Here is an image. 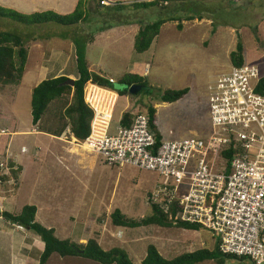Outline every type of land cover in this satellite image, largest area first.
<instances>
[{
  "label": "rangeland",
  "instance_id": "1",
  "mask_svg": "<svg viewBox=\"0 0 264 264\" xmlns=\"http://www.w3.org/2000/svg\"><path fill=\"white\" fill-rule=\"evenodd\" d=\"M74 1L76 0H62L57 4V0H0V3L23 11L55 7L57 11L66 13L75 5ZM136 1L144 0H111V3L130 4ZM246 1H187L185 4L191 7V11L196 12L203 6L211 8L206 10L207 16L203 19L185 20L187 9L183 11L185 14L178 9L167 11V14H175L181 18L164 23L150 48L143 53L135 51L128 36L117 32L98 38L96 43L90 46L88 54L93 73L97 72L96 64L109 67L110 74L116 75L117 71L133 72L129 67L132 68V62L137 55L147 57L149 61L148 90L151 94L128 93L120 96L114 111V120L118 121L120 115L126 111L134 114L146 112L147 106L154 104L157 110L156 125L162 130L165 140L204 137L210 134L212 128L209 87L220 74L230 72L235 66L230 60V52L235 50L238 39H241L244 46V63L255 65L260 75L264 76V0H251L249 4ZM84 2L86 19L72 28L82 35L96 36L100 28L114 23L115 19L121 17L133 22L141 18L145 23H149L165 15L159 8L134 10L133 6L108 15L95 11V0ZM47 26L55 29L58 33L56 36H60L62 29H71L70 26L56 23H49ZM5 27L26 31L32 26L17 24L0 16V29ZM255 27L258 36L253 32ZM44 28L33 26L32 36H38L37 33L44 34ZM130 33L133 34L134 31ZM72 43L71 40L55 37L39 38L28 43V59L21 81L15 84H0V126L9 130L17 128L22 131H36L32 123L31 96L38 81L48 78L42 77V63L47 58L50 61V58L58 57L59 62L55 65L57 68L51 73L64 66L67 69L65 73L77 74ZM63 56L66 61L61 60ZM52 64L46 62L45 67L51 68ZM67 77L74 79L70 75ZM124 88V85L116 81L115 89ZM168 88H188V92L176 102H164L159 98ZM67 98L71 100V96ZM61 105L60 100L51 104L38 130L50 133L49 130L56 121L55 113ZM6 134L0 136V161L8 158L5 148L11 133ZM26 134L12 137L10 145L14 150L13 159L24 167V172L18 192L16 186L0 185V200H4V206L0 205V212L7 210L19 213L25 205H52L53 213L41 211L36 221L54 228L57 237L77 243H85L89 238H95L104 249H124L135 263H139L146 256L149 244L155 245L167 259L199 248L212 249L218 244V237L212 236L211 232L202 227L194 230L155 224L137 227L115 226L111 214L116 209L132 219L151 215L152 205L148 202V193L166 181L165 177L155 171L130 165L110 167L96 154L82 150L80 152H83V157L93 162V166L84 162V167L77 168V180L71 172L61 168L49 172L42 171L45 166L43 167L40 158L29 155L28 152L21 153V146L29 145L31 140L36 139L38 147H41L42 157L46 150L42 147L51 144L52 139L45 133ZM4 225L5 222L1 223V228L4 229ZM9 226L17 230L21 237V245L15 247L12 263L39 264L43 250L41 239L27 228ZM119 231H122L121 234ZM23 239L25 241H22ZM1 254L0 264H5V255L3 252ZM54 256L52 264H62L58 255ZM197 264L217 263L207 260Z\"/></svg>",
  "mask_w": 264,
  "mask_h": 264
},
{
  "label": "built area",
  "instance_id": "2",
  "mask_svg": "<svg viewBox=\"0 0 264 264\" xmlns=\"http://www.w3.org/2000/svg\"><path fill=\"white\" fill-rule=\"evenodd\" d=\"M107 5V0H101ZM258 67L243 64L220 74L209 87L212 132L158 141L146 112L125 127L114 120L118 93L88 84L91 128L74 144L111 167L155 171L166 181L148 202L169 211L174 223L205 228L218 237L225 264H264V91ZM17 169L16 166L13 167ZM8 161L0 171L10 174ZM11 183L14 180H10Z\"/></svg>",
  "mask_w": 264,
  "mask_h": 264
},
{
  "label": "trees",
  "instance_id": "3",
  "mask_svg": "<svg viewBox=\"0 0 264 264\" xmlns=\"http://www.w3.org/2000/svg\"><path fill=\"white\" fill-rule=\"evenodd\" d=\"M85 0H77L74 8L67 12L61 13L53 8H47L42 10L23 11L15 7L7 6L0 3V16L8 18L17 24L25 26H38L45 27L44 34L37 33L38 36H32L31 28L26 31H19L18 29L5 27L0 29V84H15L21 81L24 73L25 66L28 59V43L35 41L39 38L50 39L52 37H59L62 39H71L75 47V59L77 65V78L74 81V85L65 84L68 79L66 75H59L52 78H46L38 83L32 90L31 96V115L32 123L39 127L42 124L44 114L51 104L56 101H62L61 107L55 113L56 121L52 124L50 133L57 136L61 135L67 128H70L74 137L79 140L85 139L90 132V122L92 119V110L85 103L84 89L88 82L98 83L102 86H109L115 89L116 81L122 85H125L124 89H118L119 96L127 95L129 93L128 87L136 85L140 87V91L135 95L151 94L148 90V78L146 75L138 73L127 72L121 75L115 83L109 81L104 75L93 73L89 67V63L86 57L87 45L94 41V34L82 35L77 33L72 28L78 25L80 22L86 19L85 15ZM101 0H95V11H99L105 14L116 12V10H122L133 6L134 10L159 8L163 14L153 22L145 23L141 18L134 20L140 24L139 31L134 39V49L138 53L147 51L152 45L155 38L159 35L161 26L168 22L178 20L179 16L175 14H167V11L183 12L186 9L188 13L185 20L203 19L207 16L206 10L210 7H199V10L191 11V7H188L187 1L193 0H144L136 1L130 4H124L121 2L110 3L107 6L100 4ZM197 2V0H195ZM202 3H206V0H198ZM233 1V0H229ZM238 2V0H234ZM251 0H247L249 4ZM245 3V4H246ZM190 10H189V9ZM108 15L106 17H108ZM114 23H110L98 30L102 31L109 29L115 25L120 24H132L131 19L117 18ZM49 23H56L62 26H70L71 29L60 30L59 35L53 28H49ZM179 27H182L178 24ZM254 34H257V27L253 29ZM259 39V38H258ZM230 60L232 65L240 66L244 64V46L241 39H238L235 50L230 52ZM258 90L264 91V76L261 77ZM188 92V88L184 89H166L161 93L160 98L164 102H175L183 98ZM71 96V100L67 97ZM147 113L149 115V123L158 141L162 138L159 130L156 127V109L153 105L147 106ZM135 114L126 111L123 112L120 117V124L122 126H129L132 123ZM14 163L10 162L12 167L14 182L11 186H17L18 176L21 172V167L17 166L14 170ZM4 175V174H3ZM0 175V185L5 186L3 182L7 177ZM37 207L35 205H25L19 213H11L7 210L0 212V220L9 221L17 225H21L34 234H36L43 242V250L39 257V264H52L54 255H58V258L62 264H85L84 262H91L94 264H197L207 260H213L217 264H225L228 256H225L220 251L218 244L212 249L199 248L194 251L184 252L176 257L167 259L163 257L157 247L153 244H149L147 247L146 256L139 262L135 263L129 257V254L122 248L114 247L111 249H104L97 239L89 238L85 243H77L70 239H61L56 236L55 229L52 227H46L40 222L36 221ZM169 211H165L159 208L157 204H152V214L141 219H132L124 215L119 209H116L111 214L112 222L115 226H129L137 227L140 225L155 224L163 227H178L186 229H199L196 224H189L186 222L174 223L168 218ZM4 253L2 243L0 244V252Z\"/></svg>",
  "mask_w": 264,
  "mask_h": 264
},
{
  "label": "crops",
  "instance_id": "4",
  "mask_svg": "<svg viewBox=\"0 0 264 264\" xmlns=\"http://www.w3.org/2000/svg\"><path fill=\"white\" fill-rule=\"evenodd\" d=\"M57 1H58L57 4H60L62 0H57ZM108 1L111 2V0H108ZM74 2L76 4L77 0L74 1ZM74 6H73V8H74ZM47 8H53L55 10H58L55 7H47ZM47 8H44V9H47ZM72 9H70L69 11H71ZM35 10H42V9H35ZM139 26H140V24L138 22H134L132 24L115 25V26H113V27H111L109 29H105V30L99 31L96 34V36L94 37V41L87 45L86 57H87L88 63H89L88 54H89L90 46L92 44H94V42L96 43L98 38H100L102 36L106 37L109 33L117 32L118 34H121L123 36H126V37L128 36L131 39V41L133 43L132 47L134 48V39H135L136 33L138 32ZM131 31H134V33L131 34L130 33ZM55 38H59V37H55ZM59 39H62V38H59ZM64 40H71V39H64ZM71 45H72V53L75 54V49H74L73 43ZM70 48H71V46H70ZM64 49L66 50V48H64ZM63 59H64V61H66L64 56L62 57L61 60H63ZM46 62L53 63L52 65H50L51 68H49V66L45 67ZM57 62H59L58 61V57H55V59L54 58H50V61L47 58V60L44 61V63H42V64H44V67L41 66V68L44 70L42 72V77L43 78H46V77L52 78V77H56V76H59V75H66V76L70 75L71 77H74V79L77 78V74L65 73V72H67L66 71L67 69L64 66L63 67H59L57 69V71H55L54 73H51L53 70H55L57 68V66H55L57 64ZM148 62L149 61H148L147 57H142V56L137 55L135 60L132 62V68L131 67H129V68H130V70L133 71L132 73H138V74H141V75H146L147 78H148L149 74H150V68H149ZM96 66H98L97 67V72H95L96 74L104 75L105 77H110V78H113L115 80H117L121 75H123L125 73V72L119 73L120 71L119 72L117 71L116 75L115 74H110L109 71H108L109 67H107V66L101 67V65H97V64H96ZM141 66H143V67H141ZM89 67H90V69L92 68V65L90 63H89ZM40 81H38V82H40ZM153 106L155 107L154 104H153ZM155 109H156V107H155ZM156 118H157V110H156ZM155 124H156V119H155ZM156 127L159 130L161 136L163 137L162 130L159 129L157 125H156ZM34 129L36 131L35 132H31V131H22V130H19L17 128H13V129L9 130L7 127L0 126V136L7 135L6 134L7 132L11 133L10 137L8 139V144H7L6 148H5V152L7 154L6 157H8L10 161H13L17 166H20L22 168L21 172H20V174L18 176V184L16 186L17 187V192H18V188H19L20 182L22 180L21 176H22V174L24 172V167L21 166L18 162H16L15 159H13L14 150L11 148V145H10L12 137H16V136H20V135H27L26 133H30L28 135H32V133H35L36 135L41 134V133H45V134H47V135H49L51 137L52 141H50V143L52 145L51 144H47L45 147H42L43 149H46L43 152V156L42 157H41V153H42L41 152V147L40 146L38 147L36 139L31 140L29 145L22 144V146H21V150H22L21 153L28 152L29 155H33V156H35L37 158H40L39 160L43 163V167L45 166L42 169V171H46L47 170V172H49L50 170L51 171H55L57 168H61V169H64L66 171L71 172L72 173L71 175H73V177H76V180H77L78 173L75 175V171L77 170V168L84 167V162H86L87 164H90L91 167L93 166L91 164L93 162H91V161H89V160H87L86 158L83 157V154H82L83 152H80V150H82V149H80L78 147H73L72 148L67 143H65V142L59 140L58 138H56V135H54V134H51V133L46 132V131L38 130V129H36V127ZM17 192H15V193H17ZM149 193H148V195H149ZM0 205L4 206V200H0ZM36 207H37V212H36V219L37 220H38L37 216L39 215V213L41 211L50 214V213H53L52 210L54 209L52 207V205H50L49 207L37 205ZM3 222H5L4 229L1 228V223H3ZM41 223H43V222H41ZM9 225H11V226L16 225L18 227L17 224H14L12 222L0 220V244H1V240H2V246L4 248V253L3 254L5 255V257H3V258L5 259V264H8V262H9V264H13L12 261H13V254L15 253V247L18 246V245H21V237H19V234L17 233V230L12 229ZM44 225H46V223H44ZM19 229H21V228H19ZM22 241H25V240L23 239ZM12 244H13V247H12ZM24 245H26V242H24ZM4 246H6V247H4ZM11 248H13V249H11ZM1 253H2V251L0 252V261L2 260V258H1L2 254Z\"/></svg>",
  "mask_w": 264,
  "mask_h": 264
},
{
  "label": "clouds",
  "instance_id": "5",
  "mask_svg": "<svg viewBox=\"0 0 264 264\" xmlns=\"http://www.w3.org/2000/svg\"><path fill=\"white\" fill-rule=\"evenodd\" d=\"M108 1V0H107ZM111 2L110 1H108V4L107 5H109ZM101 4V3H100ZM101 5H103V4H101ZM107 5H104V6H107ZM74 45V44H73ZM74 49H75V47H74ZM92 71V70H91ZM108 79H109V81L110 82H112V83H115V79H113V78H110V77H107ZM40 83V82H39ZM88 84H95V85H97V86H100V87H102V88H109V89H113V90H115L117 93H118V99H119V92H118V89H114V88H112V87H109L108 85L107 86H102V85H99L98 83H94V82H88L87 84H86V86H85V89H86V87H87V85ZM124 87H125V85H124ZM130 87V86H129ZM128 87V88H129ZM85 89H84V100H85ZM140 91V90H139ZM138 91V92H139ZM137 92V93H138ZM130 93V92H129ZM136 93V94H137ZM130 94H132V93H130ZM117 102H118V100H117ZM85 103L87 104V102H86V100H85ZM88 105V104H87ZM117 105V104H116ZM89 106V105H88ZM89 108L92 110V113L94 114V111H93V109L89 106ZM115 110H116V108H115ZM132 113V112H131ZM146 113H147V111H146ZM134 114V113H133ZM148 114V113H147ZM135 117V116H134ZM92 118H93V115H92ZM91 121H92V119H91ZM35 127H36V129H38V127L35 125ZM90 128H91V122H90ZM52 134V133H51ZM55 135V134H54ZM56 138H58L59 140H61V141H63V142H65V143H67L69 146H71L72 148L73 147H78V148H80L79 146H77L76 144H74V139H76V140H79V139H77L76 137H74L73 136V134H72V132H71V130H70V128H67L61 135H59V136H57L56 135ZM84 140V139H83ZM80 149H82V148H80ZM83 150V149H82ZM83 151H85V150H83ZM87 152V151H86ZM89 153V152H88ZM4 161H8L9 162V164H10V162H13V161H10L9 160V158H6V160H4ZM0 162H2V161H0ZM14 163V162H13ZM15 164V163H14ZM14 166H16L17 167V165L15 164ZM111 167V166H110ZM15 170V169H14ZM4 173H1V171H0V175H3ZM6 177H7V180L6 179H4L3 180V182L4 183H6V184H8V185H10L11 186V182H10V180L12 179V180H14V177H13V171L11 170V173L10 174H4ZM3 175V176H4ZM18 183V182H17ZM15 224V223H14ZM20 226V227H19ZM18 227L19 228H25V227H23V226H21V225H18ZM121 232L122 231H119L118 233L119 234H121ZM43 243V242H42Z\"/></svg>",
  "mask_w": 264,
  "mask_h": 264
},
{
  "label": "water",
  "instance_id": "6",
  "mask_svg": "<svg viewBox=\"0 0 264 264\" xmlns=\"http://www.w3.org/2000/svg\"><path fill=\"white\" fill-rule=\"evenodd\" d=\"M74 81L75 79L73 78H68L64 83L65 84H70V85H74ZM141 88L136 86V85H131L129 88H128V91L132 94H136Z\"/></svg>",
  "mask_w": 264,
  "mask_h": 264
}]
</instances>
